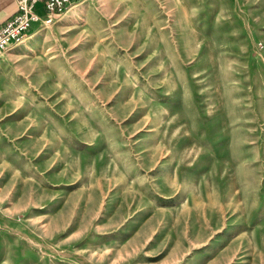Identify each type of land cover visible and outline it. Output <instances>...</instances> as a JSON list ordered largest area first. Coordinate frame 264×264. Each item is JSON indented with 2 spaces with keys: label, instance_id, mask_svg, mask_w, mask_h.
Listing matches in <instances>:
<instances>
[{
  "label": "rangeland",
  "instance_id": "374dc122",
  "mask_svg": "<svg viewBox=\"0 0 264 264\" xmlns=\"http://www.w3.org/2000/svg\"><path fill=\"white\" fill-rule=\"evenodd\" d=\"M41 24L0 53V264H264V0Z\"/></svg>",
  "mask_w": 264,
  "mask_h": 264
},
{
  "label": "built area",
  "instance_id": "2783aa9c",
  "mask_svg": "<svg viewBox=\"0 0 264 264\" xmlns=\"http://www.w3.org/2000/svg\"><path fill=\"white\" fill-rule=\"evenodd\" d=\"M43 1L46 13L40 15L36 4ZM81 0H16L15 13L0 26V53L11 43L21 40L33 21L54 22L73 2Z\"/></svg>",
  "mask_w": 264,
  "mask_h": 264
},
{
  "label": "crops",
  "instance_id": "0c3cea01",
  "mask_svg": "<svg viewBox=\"0 0 264 264\" xmlns=\"http://www.w3.org/2000/svg\"><path fill=\"white\" fill-rule=\"evenodd\" d=\"M15 10L16 0H0V26L5 23L9 18H11V16L15 13ZM36 11L40 15H44L46 13V8L44 6L43 1H40L36 4ZM41 25L42 24L40 21H33L30 25V27L33 26V28L30 30L28 29L25 35L32 34ZM12 44L13 43H11L8 48L12 47Z\"/></svg>",
  "mask_w": 264,
  "mask_h": 264
},
{
  "label": "bare ground",
  "instance_id": "6f19581e",
  "mask_svg": "<svg viewBox=\"0 0 264 264\" xmlns=\"http://www.w3.org/2000/svg\"><path fill=\"white\" fill-rule=\"evenodd\" d=\"M36 42H37V40H35L33 43L28 44L27 47L29 48L30 51H32V47L34 44H36Z\"/></svg>",
  "mask_w": 264,
  "mask_h": 264
}]
</instances>
